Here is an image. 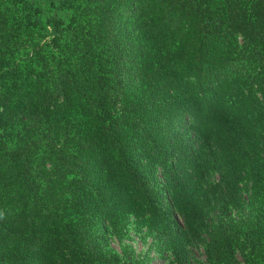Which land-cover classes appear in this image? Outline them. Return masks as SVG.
<instances>
[{
	"label": "trees",
	"instance_id": "trees-1",
	"mask_svg": "<svg viewBox=\"0 0 264 264\" xmlns=\"http://www.w3.org/2000/svg\"><path fill=\"white\" fill-rule=\"evenodd\" d=\"M3 6L0 264H150L110 247L133 210L174 264H264L262 25L233 0Z\"/></svg>",
	"mask_w": 264,
	"mask_h": 264
},
{
	"label": "rangeland",
	"instance_id": "rangeland-1",
	"mask_svg": "<svg viewBox=\"0 0 264 264\" xmlns=\"http://www.w3.org/2000/svg\"><path fill=\"white\" fill-rule=\"evenodd\" d=\"M3 3L4 12L10 15L13 12L17 0H1ZM235 10L238 12L237 17L240 19L247 18L249 23H252L254 28L264 27V0H233ZM42 45L43 38H37ZM239 41H241L239 39ZM33 44V43H32ZM36 49V46L33 47ZM42 48V47H40ZM37 48V49H40ZM38 52V51H36ZM39 53V52H38ZM50 58V57H49ZM180 224V220L177 218ZM126 227L122 231L121 239L113 237L110 242V247L117 253H120V245H129L139 257H147L150 264H174L171 255L170 244H165V239L159 233L158 226L151 224L146 217H143L137 210L129 213L126 220ZM199 259H203L202 252L195 251ZM238 257V256H237ZM239 259V257H238Z\"/></svg>",
	"mask_w": 264,
	"mask_h": 264
}]
</instances>
